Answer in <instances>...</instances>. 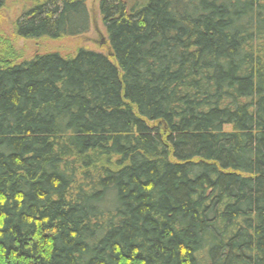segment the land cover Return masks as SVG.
<instances>
[{"label": "trees", "instance_id": "obj_1", "mask_svg": "<svg viewBox=\"0 0 264 264\" xmlns=\"http://www.w3.org/2000/svg\"><path fill=\"white\" fill-rule=\"evenodd\" d=\"M24 1L21 39L90 28ZM98 12L110 54L0 57V264H264V0Z\"/></svg>", "mask_w": 264, "mask_h": 264}, {"label": "rangeland", "instance_id": "obj_2", "mask_svg": "<svg viewBox=\"0 0 264 264\" xmlns=\"http://www.w3.org/2000/svg\"><path fill=\"white\" fill-rule=\"evenodd\" d=\"M24 0H7L0 9V57L6 50L9 57L23 60L36 54L44 55L59 52L64 56H73L79 48L110 54L109 46L101 25L98 12V0H89L87 8L90 17V28L87 33L71 38L52 40L41 38L38 40H25L16 36L14 21L21 13ZM4 55V56H3Z\"/></svg>", "mask_w": 264, "mask_h": 264}]
</instances>
